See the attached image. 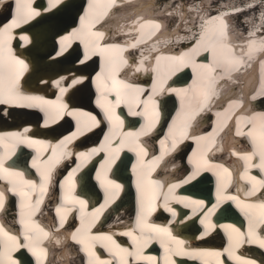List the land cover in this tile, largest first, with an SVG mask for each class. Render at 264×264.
I'll list each match as a JSON object with an SVG mask.
<instances>
[{"label":"bare ground","instance_id":"obj_1","mask_svg":"<svg viewBox=\"0 0 264 264\" xmlns=\"http://www.w3.org/2000/svg\"><path fill=\"white\" fill-rule=\"evenodd\" d=\"M33 1L21 0L22 4L30 5L24 11L31 13L21 19L17 16L16 0H0V29L6 30L8 37L5 53L16 58V51L19 52L30 40L28 31L34 36L29 47L30 72L25 73L23 80L17 81V85L22 87L21 84L28 78L29 84L18 90L19 94L30 97L33 93L41 94L45 100L51 101L57 97L51 95L50 98V91L58 88L57 92L68 90L70 96H78L84 102L87 101V105L95 89L98 94L93 99L94 107L91 108L72 103L73 99L64 97V101L69 100L70 103L68 108L57 107L58 119L64 115L67 117L58 124L54 121L55 118L44 120L40 124L44 127L40 129L37 123L39 114L32 111L34 110L32 101L16 102L25 103L27 110L30 108L28 111L22 107L0 103V115L4 118L11 117L14 122H20L17 119H21L24 122L27 120L35 123V126H32L27 122L22 127L11 129L0 127V160L7 170L0 172V191H6L4 181L7 180L8 192L11 193L6 196L4 192L5 200L8 199L9 204L2 208L5 209L4 217L7 216V220L13 221L15 218L9 224L5 223L3 216L0 215V227L10 236L18 238V243L9 242L5 247L3 237L0 236V253H3L4 264H8L9 260H14L17 264H22L23 261L30 264L33 258L36 259V264H75L76 258L80 264H92L95 257L89 256L85 245L77 242L81 238L92 236H111L115 241V244L106 240L96 241L93 249L95 252L99 249L106 251L108 255L115 252L117 258L122 259L125 264H141L144 260L148 264H159L158 258L150 255L158 243L153 242L155 239L152 235L145 241L146 235L152 234L155 229L162 230L156 236H161V240L162 238L165 240L156 241L164 246L169 245L170 250H177L175 253L180 257L173 259L170 254H166L162 256L164 263L242 264L244 260H250L253 264H264V247L258 242H247L250 231L253 233V240H256V237L264 238V228L261 227L264 220H261L258 209L246 207L249 204L264 203L254 200L255 197H264V187L260 185H257L254 195H248L254 183L250 177H255L257 181L262 180L264 170L250 167L242 158L255 150L251 138L246 134L252 126L249 121L255 123L257 130L264 127V95H261L264 93V51L253 47L249 52L250 41L255 40L259 44L260 40H264V34H259V29L264 24L261 18L264 0H214L216 3L213 0H175L170 9L167 6L172 0H161L159 3L155 0H115L109 8L95 10L96 13L106 11V15H100L99 18L90 9L92 0H59V3L44 0L43 5L37 3L35 6L32 4ZM97 2L103 4L106 0ZM252 2L258 6L247 9V5ZM112 6H115L114 9H111ZM76 7L80 8L78 13ZM117 7L119 10H115ZM240 8L246 10L237 11ZM6 15H10V19L2 22V17ZM76 16L79 17L76 24L72 22L70 27H65ZM220 16L223 22L212 19ZM103 19L104 27L97 26ZM14 20L15 26L8 28ZM209 20L212 22L206 24L205 21ZM24 24L21 29L18 28ZM155 24H159L160 27L155 28ZM62 26L64 28L61 30ZM113 30L117 31V34ZM202 32L205 33L206 39L199 46L201 54L185 63L182 54L190 53L197 47L196 41L200 40ZM253 32L257 35L250 36ZM96 33H103L102 38L109 37L108 42L102 41L94 51L81 45L82 54L79 60L77 59L78 63L72 58L77 43L68 54H62L64 49L56 52L52 50L56 40H63L67 45L79 34H83V37L88 39V44H92L93 40L96 42L92 38ZM15 38L19 39L18 45L14 43ZM205 43L210 44L209 51L204 50ZM133 44H136L135 48L131 47ZM109 45H119L120 48L109 49ZM230 50L234 56L229 58L227 67L221 66L220 70L212 72V68H217L216 60ZM94 52L98 55L88 60ZM112 52L117 60L124 57L136 58L127 60V63L116 61L110 65L108 55H112ZM96 60L97 65L94 63ZM236 61L241 62L236 64ZM108 65L116 67L125 79L124 82L131 85L130 90L135 89L137 95L132 93L127 99V96L123 98L125 94L123 93L119 103L117 100L113 101L114 94L118 90H121L122 94L124 90L123 85L117 80L109 77L106 79L104 66ZM62 67L65 70L57 74L56 70ZM95 70H99L96 78L98 81L102 80L101 86L94 82ZM232 71L241 75H231ZM86 77L88 79L83 81ZM139 79L140 82L136 83ZM224 80L231 82L226 83ZM52 81L55 83L53 86ZM167 81L170 85L163 87ZM170 98L174 103L178 101L180 108L176 109L175 115L165 127L167 123L165 125L158 123L157 113L162 105V110H166L170 115L172 107ZM103 104L105 107L110 104L108 110H105ZM116 104H122L119 108H125L124 112L116 109ZM35 108L42 111L40 106ZM96 108L100 109V113ZM82 113L88 115H81ZM165 115L167 117L166 113ZM89 116L96 117L98 125L92 131L85 132L90 128L84 131V125L96 123L91 121ZM69 118L72 120V131L65 128V123L61 125ZM104 122L113 127L112 130L116 133L103 132L106 126ZM155 124L157 127L153 129ZM118 126L121 133L116 129ZM34 127L38 134L46 136H36ZM59 132L62 133L58 135ZM241 132L245 135L238 134ZM18 135L21 137L16 138ZM11 138L13 142L8 141ZM6 143H10L7 144L9 147H6ZM19 143H22L23 147L14 155L16 152L13 148ZM144 143H147L148 149H142ZM38 147H42L39 154L45 153L44 157L57 148H63L58 151V160L61 161L54 175L57 178L54 179L51 188V192H59L60 198L58 202L52 204L48 202L50 205L41 208H38L39 200H42L46 182L50 177L44 174L50 168L53 159L49 161L48 156L47 160H42L43 158H38V154L30 160H25L26 165L33 168V174H37L35 178L29 171L25 176L21 175L23 170L12 168L13 164L8 158V153L20 157ZM156 147L159 152L154 150ZM227 153L232 154L227 158ZM187 154H191L188 159ZM129 156L131 157L128 158ZM200 156H203V159L193 161ZM127 158L130 160L124 168H128L129 172L125 173L126 177L123 180L115 178L118 175L116 168L122 164V159ZM230 162L235 164V169H240L239 174L235 173ZM251 163L259 164L258 155ZM189 165L194 168L183 178L191 169ZM179 168L180 174L175 172ZM153 170L159 171L152 176ZM91 171L94 172L93 178L91 177V188L84 190L78 183L75 189L77 195L71 194L69 189V186H73L71 183L75 184L85 179L84 182L87 184V175ZM123 172L122 170L121 173ZM204 174H209L211 180L215 179L212 194L209 186L207 184L202 186L199 180ZM218 178H222L220 182ZM110 182L120 187L115 188ZM199 182L201 185L197 186ZM126 183L130 184V189L119 196ZM17 186L19 188H16ZM56 186L59 190H52L56 189ZM13 188H16V194L24 199L26 205L21 206V202L18 201L19 204L16 203L14 206L17 197L12 196L15 193L12 192ZM97 191L100 192V196L104 195L101 199L102 204L98 202ZM131 191L138 192L139 199L143 197L142 201L135 200V203L139 204L137 211L140 212L136 213L137 222H133L135 230L129 226L130 218L135 216L137 209L135 206L133 211L134 201L129 196ZM196 191L197 193H193ZM34 192L38 193L37 198L33 195ZM21 193L27 195L22 196ZM203 193L208 194L204 196ZM50 197L52 196L48 194L46 198ZM229 200L234 206L231 209L230 205L229 210L234 211L230 213L229 210L222 209L220 212L218 208L223 207L224 203L228 204ZM80 201H83V204ZM153 208H158L160 219L169 222L158 223L151 229L146 218ZM216 211L217 214L226 216L225 221L221 222V218L212 220ZM97 212H104L99 213L102 214L98 222L101 224L94 232H90L91 219ZM124 214H127L129 219H123ZM237 216H242L244 222L238 221ZM22 220L25 223L22 224ZM36 225L39 228H36ZM229 225L232 227H228ZM201 226L204 228L202 233L199 232ZM188 227L190 230L187 232L192 235L189 234L186 241L181 237L172 236L175 228L186 231ZM233 228L239 229L242 235L234 232L231 235ZM39 229H43V232ZM177 229L176 234L180 235ZM44 232L48 234L46 237ZM73 234L77 236V241H73ZM25 235L32 237L31 242L25 241ZM224 235L227 243L223 245L221 242ZM238 235L240 243L237 245ZM201 239L204 240L201 242ZM88 242L92 243L90 240ZM37 243L38 247H35ZM25 244L32 246L34 251H29L28 247L23 246ZM128 244H133L134 257L133 254L128 257L127 253L116 248V245H119L129 251ZM96 246L102 248L96 249ZM39 248L45 251L41 253ZM226 249L231 251V256ZM152 252L158 255L157 252ZM212 252L221 255L218 257L209 255ZM149 257L152 259L149 260Z\"/></svg>","mask_w":264,"mask_h":264},{"label":"snow or ice","instance_id":"obj_2","mask_svg":"<svg viewBox=\"0 0 264 264\" xmlns=\"http://www.w3.org/2000/svg\"><path fill=\"white\" fill-rule=\"evenodd\" d=\"M52 2L59 3V0H52ZM114 2H115V0H106L105 3L99 4L97 2V0H92V2L90 3V9H92L93 14L96 15L97 18H99L100 15H106V11L101 12V13H96L95 10L98 8L107 9ZM16 4H17V16L18 17L23 19L26 15L31 14V13H26L24 11V9L26 7H30V5L22 4L21 0H16ZM173 4H175V0H172V3L168 4L167 7L170 9V8H172ZM257 6L258 5L255 2H252V3H249L247 5V9L255 8ZM244 10H246V9H244V8L237 9V11H244ZM168 14L171 15V12H169ZM261 18H262V20H264V12H261ZM212 19L213 20L219 19V20H221V22H223L222 16L213 17ZM211 22H212V20L205 21L206 24L211 23ZM15 24H16V20H14L10 25H8V28L14 27ZM154 27L158 29L160 27V25L155 24ZM259 34H264V24L261 25V27L259 29ZM93 35L102 36L103 33H96ZM256 35H257V33H255V32L250 33V36H256ZM205 39H206L205 33L202 32L200 40L196 41L197 47H194L190 52L192 54L187 53V52L182 54V60H184L185 63L187 61H191L193 59V57L199 56L201 54L199 51V46L201 45V42L205 41ZM139 42L140 41H137V43H139ZM7 43H8L7 31L0 29V103H11V102L16 101V100H28V101H32V102H36V103H40V104L55 105L57 107L66 108L67 105H62V104H59L58 102L47 101L41 97L22 96L19 94L18 87H17V81H18V78L20 76V71L23 68H26V65L24 64V62L22 60H18L11 55L5 56V48H6ZM95 43L96 42L93 40L92 41L93 46H95ZM131 47L135 48L136 44H133ZM203 47H204L205 51L210 50V44L209 43H205L203 45ZM253 47H256L257 50L264 51V40H260L259 44H257V42L255 40L250 41L249 52L252 51ZM108 48L109 49L120 48V46L119 45H109ZM9 52H10V49H9ZM233 56H234V53L231 50L228 53L223 54V56H221L220 58H218L216 60L217 68H220L221 66L226 68L228 63H229V58H231ZM122 62L127 63V61H122ZM240 62L241 61H236V64H239ZM115 63H116V59L114 57H110L109 58V64L112 65ZM141 64H143V61H141ZM17 66H20V67L18 68ZM206 67L207 66H203V68H206ZM217 68H212L211 69L212 72H215L217 70ZM74 83H75V81H74ZM119 83L123 85L122 90H124V91H127V90L131 89V87H132L131 85L124 84L123 81H120ZM120 92H121V90H118L116 93L117 103H119V101H120ZM261 95H264V93H261ZM109 103H111V102H109ZM81 115L87 116L88 114L82 113ZM89 119L93 122H97L96 117H94V116H89ZM109 119H111V117H109ZM116 119L118 120L119 117H116ZM249 123L252 126H251V129L246 134H247V136H249L251 138L255 150L252 154L245 155L242 158L246 162L249 163L250 167H257V168H260L261 170H264V127H261L259 130H257L255 123H253L251 121H249ZM238 134L239 135H245V133H243V132L238 133ZM161 143L163 144L164 142L161 141ZM257 155L259 157V164H252L251 162L253 161V159ZM0 171H7L3 167V161L2 160H0ZM246 171H247V169H246ZM225 172H227V169H225ZM13 175H20V174L19 173H13ZM250 179L252 181H254V183L252 185V190L248 193V195L252 196L255 194V192L257 190V185L264 187V179L259 180V181H257L255 177H250ZM110 183H112L115 188L120 187V185L115 184L114 182H110ZM32 186L35 187V185H32ZM15 191H16V189L13 188L12 192H15ZM21 195L26 196L27 194L21 193ZM229 199H236V197H229ZM4 203H5V193L3 191H0V208H2L4 206ZM80 203L83 204V201H80ZM149 203H150V198H149ZM246 207L249 209H258L261 220H264V203H260L258 205L257 204H249ZM57 211H59V209ZM21 223L23 224L25 222L22 220ZM35 227L39 228L38 225H36ZM228 227H232V226L229 225ZM253 227H254V225H253ZM261 227L264 228V224H261ZM39 231L43 232V229H39ZM77 231H79V229ZM164 231H166V230H164ZM232 231L234 233L242 235V234H240L239 229L233 228ZM43 234L45 237L48 235L46 232H44ZM129 235H131V233H129ZM239 235H238V238L236 241L237 245L240 243ZM0 236L3 237V243H4L5 247H7L9 242L18 243V238L16 236H10L7 232L4 231V229L2 227H0ZM252 236H253V233L250 231L247 242H249V243L258 242L262 247H264V238L256 237V240H253ZM24 239H25V241L31 242L32 237L30 235H25ZM72 239H73V241H77V236L75 234H73ZM136 239H138V238H136ZM89 240L92 241V243H89L88 242ZM98 240L112 241V243L115 244V241L112 240L111 236L84 237V238L79 239L77 242L85 245V250L88 252L89 256L95 257L97 264H110V262H108V261L100 260L99 256H97L96 252L93 250L94 246H95V242ZM23 246L28 247L29 251H34V248L32 246H30L29 244H25ZM35 247H38V243ZM116 248L119 249L120 252L127 253L128 255H131V253H128L127 249L121 248L119 245H116ZM39 251L41 253H43L45 250L43 248H39ZM225 251H228L230 256L232 255L230 250L226 249ZM209 255L214 256V257H218L221 254L218 252H212V253H209ZM148 259L151 260L152 258L149 257ZM0 264H4L3 253H0ZM8 264H17V262L14 260H9ZM242 264H253V262L250 260H244L242 262Z\"/></svg>","mask_w":264,"mask_h":264},{"label":"water","instance_id":"obj_3","mask_svg":"<svg viewBox=\"0 0 264 264\" xmlns=\"http://www.w3.org/2000/svg\"><path fill=\"white\" fill-rule=\"evenodd\" d=\"M42 2H44V0H43V1H40V3H42ZM76 8H77L76 10H77V13H78V12L80 11V8H79V7H76ZM75 19H76V18H74V19H73V20H72V21H71L69 24H71L72 22H74V21H75ZM69 24H68V25H69ZM120 167H122V165H120ZM207 177H208V176H204L203 178H201V180H200V181H201V183H202V186H203L204 184H206V183H207L206 181H207V180H208V178H209V177H208V178H207ZM202 180H204V181L202 182ZM201 183L199 182V183H198V186H200V185H201Z\"/></svg>","mask_w":264,"mask_h":264},{"label":"rangeland","instance_id":"obj_4","mask_svg":"<svg viewBox=\"0 0 264 264\" xmlns=\"http://www.w3.org/2000/svg\"><path fill=\"white\" fill-rule=\"evenodd\" d=\"M157 3H159L161 0H155ZM190 1V0H189ZM214 1V0H213ZM216 1H218V0H216ZM216 1H214V3H216ZM226 1H229V0H226ZM233 1H238V0H233ZM218 3V2H217ZM230 154H232V153H227V155H226V157L228 158V157H230ZM76 262H75V264H80L81 262L78 260V258H76Z\"/></svg>","mask_w":264,"mask_h":264}]
</instances>
